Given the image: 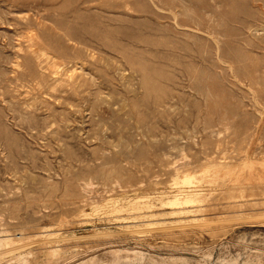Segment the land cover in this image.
Returning a JSON list of instances; mask_svg holds the SVG:
<instances>
[{
    "label": "rangeland",
    "instance_id": "1",
    "mask_svg": "<svg viewBox=\"0 0 264 264\" xmlns=\"http://www.w3.org/2000/svg\"><path fill=\"white\" fill-rule=\"evenodd\" d=\"M0 238V264H264V0H0Z\"/></svg>",
    "mask_w": 264,
    "mask_h": 264
},
{
    "label": "bare ground",
    "instance_id": "2",
    "mask_svg": "<svg viewBox=\"0 0 264 264\" xmlns=\"http://www.w3.org/2000/svg\"><path fill=\"white\" fill-rule=\"evenodd\" d=\"M42 55H43V54H42ZM37 60H38V59H37ZM192 181H193V179H192V176H191L190 174H185V175L183 176V178H182V182H184V183H186V182L188 183V182H192ZM176 195H177V194H176ZM176 195H175V196H176ZM177 196H178V195H177ZM177 196H176L174 199H172V200H173L172 203H180V202L182 203V200H184V201H189V200L191 199V198H190L191 195H189V196L187 195V196L184 197V198H180L181 196H180V197H177ZM172 197H173V196H172ZM172 197H170V198H172ZM170 198H169V199H170ZM194 198H195V196H194ZM180 200H181V201H180ZM192 201H193V200H192ZM183 204H184V203H183ZM183 206H184V205H183ZM174 207H175V206H174ZM181 209H184V208H181ZM174 210H175V209H174ZM4 237H5V236H4ZM2 238H3V237H2ZM0 239H1V238H0ZM9 239H10V238H9ZM9 239L3 238V239H1V240H3V241L5 240V241H6V240H9ZM1 240H0V241H1ZM6 242H7V241H6ZM2 243H3V242H2ZM56 251H57V249H56Z\"/></svg>",
    "mask_w": 264,
    "mask_h": 264
}]
</instances>
